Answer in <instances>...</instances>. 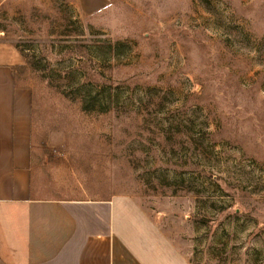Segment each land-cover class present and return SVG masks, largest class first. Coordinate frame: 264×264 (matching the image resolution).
<instances>
[{
	"label": "rangeland",
	"instance_id": "1",
	"mask_svg": "<svg viewBox=\"0 0 264 264\" xmlns=\"http://www.w3.org/2000/svg\"><path fill=\"white\" fill-rule=\"evenodd\" d=\"M0 43L39 196L128 197L190 264H264V0H0Z\"/></svg>",
	"mask_w": 264,
	"mask_h": 264
},
{
	"label": "crops",
	"instance_id": "2",
	"mask_svg": "<svg viewBox=\"0 0 264 264\" xmlns=\"http://www.w3.org/2000/svg\"><path fill=\"white\" fill-rule=\"evenodd\" d=\"M20 64L18 50L0 43V264H190L131 198L37 194Z\"/></svg>",
	"mask_w": 264,
	"mask_h": 264
}]
</instances>
